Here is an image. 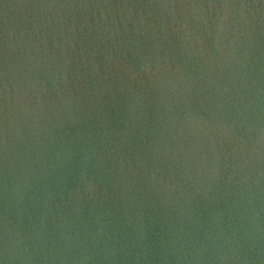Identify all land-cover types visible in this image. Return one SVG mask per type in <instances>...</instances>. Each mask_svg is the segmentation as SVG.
<instances>
[{
	"label": "water",
	"instance_id": "95a60500",
	"mask_svg": "<svg viewBox=\"0 0 264 264\" xmlns=\"http://www.w3.org/2000/svg\"><path fill=\"white\" fill-rule=\"evenodd\" d=\"M0 264H264V0H0Z\"/></svg>",
	"mask_w": 264,
	"mask_h": 264
}]
</instances>
